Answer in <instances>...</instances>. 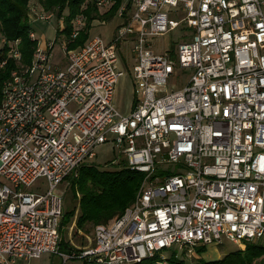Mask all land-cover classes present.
I'll list each match as a JSON object with an SVG mask.
<instances>
[{
  "label": "built area",
  "instance_id": "2783aa9c",
  "mask_svg": "<svg viewBox=\"0 0 264 264\" xmlns=\"http://www.w3.org/2000/svg\"><path fill=\"white\" fill-rule=\"evenodd\" d=\"M114 4L86 0L82 10L103 15ZM53 16L29 7L30 22ZM116 16L111 39L91 28L71 48L87 31L78 14L70 35L60 34L63 67L53 62L56 38L41 44L31 28L38 44L28 65L20 40L11 45L20 67L0 101V264L45 253L138 264L165 250L194 257L224 238L264 247V0H127ZM179 28L180 41L156 52L154 40ZM129 43L130 73L121 67ZM127 75L135 99L125 113L115 96ZM107 143L119 151L112 163L143 174L137 198L95 226L91 245L62 250L63 185ZM41 177L47 192L31 191Z\"/></svg>",
  "mask_w": 264,
  "mask_h": 264
},
{
  "label": "trees",
  "instance_id": "16d2710c",
  "mask_svg": "<svg viewBox=\"0 0 264 264\" xmlns=\"http://www.w3.org/2000/svg\"><path fill=\"white\" fill-rule=\"evenodd\" d=\"M86 0H41L42 7L47 11H57L58 17L65 20V28L59 34L72 32V21L81 12H85L87 31L70 46L76 48L87 40L89 30L95 20L110 21L123 4V0H114L112 10L107 14H99L96 7L82 10ZM31 0H0V38H6L7 42L0 45V101L2 99L3 85L9 80L12 72L20 67V64L11 56L12 44L20 40L19 47L22 53V64L28 65L32 61L37 40L30 37L31 24L29 20V7ZM67 11L66 16L64 15ZM6 63L2 65L4 62ZM123 161V160H122ZM109 163V162H108ZM114 169H101L94 162L82 164L77 171L68 176L70 180V192L75 200H79L80 213L77 219V230L88 234L98 224H110L119 218L136 200L139 193L143 174L132 170L126 162ZM110 164L112 161H110ZM79 196V197H78ZM78 206L65 211L61 221V234L72 220ZM75 242V241H74ZM77 242H79L77 240ZM84 244V243H83ZM72 247L68 238L62 236L61 249ZM200 253L207 250V246L197 248ZM260 261V262H259ZM264 264V247L259 244H248L246 249H239L226 254V256L189 263L185 258L175 254H160L144 260L138 264ZM88 264V263H84Z\"/></svg>",
  "mask_w": 264,
  "mask_h": 264
},
{
  "label": "rangeland",
  "instance_id": "374dc122",
  "mask_svg": "<svg viewBox=\"0 0 264 264\" xmlns=\"http://www.w3.org/2000/svg\"><path fill=\"white\" fill-rule=\"evenodd\" d=\"M127 0H124V3H126ZM36 3V2H35ZM43 6V5H42ZM41 6V7H42ZM47 11V10H46ZM49 13H54V16L50 20H36L35 22H30L32 29L35 31L36 38L40 40V43L42 44L45 40H52L56 38V31L58 29L62 28L65 25V20H61L58 17V10L57 11H47ZM67 11H65L64 15L66 16ZM176 18H179L176 16ZM96 21V20H95ZM122 22V18L119 16L114 17L110 21L102 22L101 20H97L94 22L93 27L90 31V34H100L106 39H110L113 35L114 29ZM61 36V35H59ZM182 38V30L181 28L173 31L172 33L166 35L165 37H157L154 40V49L156 52H163L165 50H168L171 46L175 45L177 42L180 41ZM61 40L60 37L55 45L54 52H53V62H55L57 59L64 58V53L62 52L61 48ZM132 50V44H124L123 50L121 52V59L122 64L121 67L126 70V72L130 73L132 72L133 65L135 64V60L131 53ZM57 65V64H56ZM59 67H63L64 63L62 65H58ZM10 79V78H9ZM5 85V84H4ZM3 85V88H4ZM2 88V91H3ZM135 99L134 95V83L130 76H124L120 79L119 83L116 86V96H115V103L116 106L123 112H128L130 110V105ZM97 157L93 160L96 165H98L101 169H114L116 166H120L125 164V160H121L118 162L115 166V164H110V161L115 159L119 151L116 149L113 145V143H107L105 145H101L96 149ZM109 162V163H108ZM70 177V179H72ZM64 190L66 191V200H65V211L71 210L74 208V206H78L75 214L72 217L71 222L64 227L62 236L68 238L70 240L71 244L74 242L75 245H91L92 242H94V229L91 228L90 232L88 234L84 233L82 230H77V219L78 215L80 213L79 210V200H75L73 198L72 193L70 192V180L65 181L63 185ZM49 189V182L46 177L39 178L36 183L30 188L31 191L35 192H41L45 193ZM79 197V196H78ZM63 220V219H62ZM77 240L79 242H77ZM224 243L217 246H209L207 247V250L205 252L200 253L199 250L196 248V256L190 257V256H184L182 253L180 254V257L185 258L186 261L189 263L196 262L199 259L204 260H212L217 259L223 256H226V254L234 252L236 250L240 249L239 244L224 238ZM84 243V244H83ZM73 245V244H72ZM165 255H169L171 253L170 250H165L163 252ZM260 262V261H259ZM17 264H84L83 261H69L67 263H64L61 258H59L57 255L51 254V253H45L43 256L39 259H32V260H20L17 262Z\"/></svg>",
  "mask_w": 264,
  "mask_h": 264
},
{
  "label": "crops",
  "instance_id": "0c3cea01",
  "mask_svg": "<svg viewBox=\"0 0 264 264\" xmlns=\"http://www.w3.org/2000/svg\"><path fill=\"white\" fill-rule=\"evenodd\" d=\"M36 2V3H35ZM123 3H124V0H123ZM31 4H36V5H40L42 6V3H41V0H31ZM63 20V19H61ZM96 22V21H95ZM62 28L58 29V31H56V39H59L60 38V34H59V31L61 30ZM115 30V29H114ZM113 34H114V31H113ZM112 37V36H111ZM111 39V38H110ZM55 64L57 65H62L64 63V59H57L55 62Z\"/></svg>",
  "mask_w": 264,
  "mask_h": 264
}]
</instances>
